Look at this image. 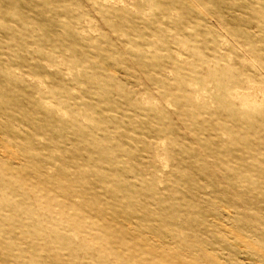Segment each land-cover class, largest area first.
<instances>
[{"label":"rangeland","instance_id":"374dc122","mask_svg":"<svg viewBox=\"0 0 264 264\" xmlns=\"http://www.w3.org/2000/svg\"><path fill=\"white\" fill-rule=\"evenodd\" d=\"M0 264H264V0H0Z\"/></svg>","mask_w":264,"mask_h":264}]
</instances>
